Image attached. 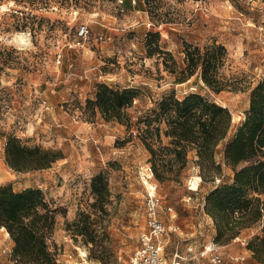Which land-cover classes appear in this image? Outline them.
Returning <instances> with one entry per match:
<instances>
[{"label":"rangeland","instance_id":"obj_1","mask_svg":"<svg viewBox=\"0 0 264 264\" xmlns=\"http://www.w3.org/2000/svg\"><path fill=\"white\" fill-rule=\"evenodd\" d=\"M0 13V185L40 188L58 208L50 243L61 264L128 263L140 233L148 229L149 192L160 198L165 264H264L247 248L259 224L239 235L246 243H218L222 262L200 255L214 238L204 196L232 176L224 162L225 144L245 117L250 88L264 75V0H0ZM82 23L88 24L89 35L77 45ZM149 30L159 33L151 50L146 46ZM17 33L29 43L15 40ZM185 42L223 44L227 53L221 72L233 85L216 93L199 73L175 83L164 61L182 66ZM97 83L139 91L126 109L129 128L105 120L88 103ZM172 92L179 97L199 92L230 109L232 125L215 154L222 177L201 180L192 152L180 181L159 182L150 173L138 118ZM9 134L60 150L62 157L46 169L16 172L4 157ZM100 171L110 188L103 214L93 204L90 185ZM81 211L98 228L93 242L66 229ZM13 245L0 228V264H15ZM235 256L245 259L238 262Z\"/></svg>","mask_w":264,"mask_h":264},{"label":"trees","instance_id":"obj_2","mask_svg":"<svg viewBox=\"0 0 264 264\" xmlns=\"http://www.w3.org/2000/svg\"><path fill=\"white\" fill-rule=\"evenodd\" d=\"M149 1V0H148ZM158 32L146 33V46H156ZM183 65L164 61L174 73L175 83L184 82L199 73L204 84L218 93L233 85L221 72L226 47L212 42L199 45L184 43ZM139 91L133 87L113 88L97 83L94 99H88L105 120H117L131 126L126 109L132 106ZM250 104L244 119L226 142L224 162L232 176L220 181L205 194L204 212L215 226L214 241L228 244L246 228L256 224L260 231L251 236L247 248L253 257L264 263V75L250 88ZM139 135L150 153V173L159 182L180 181L194 154L200 167L201 180H214L222 175L221 164L216 162V148L225 139L232 125V114L226 105L199 93L189 92L182 97L175 93L162 96L145 114L139 116ZM163 138L167 142H163ZM6 164L16 172L46 169L62 157L61 151L28 144L9 134L4 145ZM220 179V178H217ZM94 206L106 213L105 204L110 195L109 182L100 171L91 178ZM58 208L47 200L37 187L14 190L11 184L0 185V226L13 241L12 259L15 264H61L50 237L56 224ZM81 211L76 219L66 222L73 234L95 241L98 228Z\"/></svg>","mask_w":264,"mask_h":264},{"label":"built area","instance_id":"obj_3","mask_svg":"<svg viewBox=\"0 0 264 264\" xmlns=\"http://www.w3.org/2000/svg\"><path fill=\"white\" fill-rule=\"evenodd\" d=\"M123 0H120L122 2ZM135 4L136 0H131ZM1 18V13H0ZM151 23L148 24L150 27ZM77 40L75 44L82 45L89 35V27L87 23H82L77 27ZM100 39H104L103 35L99 36ZM220 179H216L219 182ZM160 198L155 192H149L146 197V208L148 216V229L142 231L139 235V246L131 256L130 260L126 264H165L163 255V245L160 241L161 235L165 232V225L158 215V206ZM3 229V226H0ZM234 239L240 240L242 243H246L245 237H235ZM219 244L212 239L208 245H206L201 251L200 255L208 257L212 263L222 262V255L220 252ZM244 256H235V261H243Z\"/></svg>","mask_w":264,"mask_h":264},{"label":"bare ground","instance_id":"obj_4","mask_svg":"<svg viewBox=\"0 0 264 264\" xmlns=\"http://www.w3.org/2000/svg\"><path fill=\"white\" fill-rule=\"evenodd\" d=\"M11 38H12V36H11ZM13 38L15 39V40H18V41H20L21 43H24V44H28L29 43V41L27 40V38L21 33H17V34H15L14 36H13ZM12 38V40H14ZM3 229H5L4 227H3ZM5 234L7 235V236H9V233H8V231L5 229Z\"/></svg>","mask_w":264,"mask_h":264},{"label":"crops","instance_id":"obj_5","mask_svg":"<svg viewBox=\"0 0 264 264\" xmlns=\"http://www.w3.org/2000/svg\"><path fill=\"white\" fill-rule=\"evenodd\" d=\"M205 197V196H204ZM203 205H204V200H203ZM211 218V217H210ZM211 222H212V226H213V230H214V236H215V226H214V223H213V220L211 218Z\"/></svg>","mask_w":264,"mask_h":264}]
</instances>
